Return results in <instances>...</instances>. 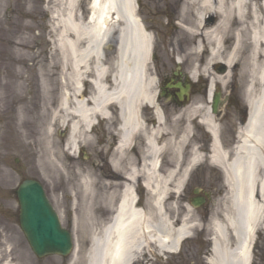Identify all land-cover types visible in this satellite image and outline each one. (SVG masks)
<instances>
[{"label": "bare ground", "instance_id": "6f19581e", "mask_svg": "<svg viewBox=\"0 0 264 264\" xmlns=\"http://www.w3.org/2000/svg\"><path fill=\"white\" fill-rule=\"evenodd\" d=\"M133 5L131 0H95L86 19L79 15L75 0H70L69 10L64 11L65 15L69 11V16L58 27L59 56L41 60L52 64L36 68L39 79L43 78V105L37 113L24 107L15 126L35 127V142L25 135L20 147L36 148L39 169L69 185V193L80 188L94 198V171L81 166L69 169L62 163L64 159L75 160L78 147L91 142L96 122L109 123L117 111L119 144L114 153L128 159L129 164L120 190L108 195L114 214L93 238L87 264H135L151 248L160 254H176L193 236L195 226L188 217L179 224L177 211L170 212V201L181 194L192 171L206 159L201 148H192L186 161L192 131L189 126L181 136L162 128L164 116L155 105L157 81L147 72L154 40L132 18ZM116 15L122 27L117 31V57L110 61L104 49L116 32ZM181 17L189 48L182 50L184 55L178 62L200 63L209 58L210 64L228 67L227 77L245 84L250 118L239 131L238 145L232 152L221 147L219 126L208 107L202 115L197 109L190 112L198 114L211 135L210 162L224 170L232 192L231 214L223 216L231 238L216 225L215 259L209 262L252 264L250 248L264 226V0H188ZM88 79L93 87L89 97L82 91ZM210 79L209 103L220 77ZM54 87L62 88L60 97L53 93ZM17 96L19 102L25 100L19 88ZM143 105L155 109V128L144 123L140 114ZM63 129L68 131L64 145L57 137ZM138 136L144 139L145 148L134 149L139 150L136 160V155L129 156L126 150ZM116 161L114 158L111 164L118 167ZM166 166L171 168L165 172ZM73 181L78 182L74 187L70 185ZM139 183L150 192L143 204L138 201ZM89 206L82 223L92 230L96 217Z\"/></svg>", "mask_w": 264, "mask_h": 264}, {"label": "rangeland", "instance_id": "374dc122", "mask_svg": "<svg viewBox=\"0 0 264 264\" xmlns=\"http://www.w3.org/2000/svg\"><path fill=\"white\" fill-rule=\"evenodd\" d=\"M90 2L91 0H75L78 11L86 19L91 13ZM139 2L142 9L139 15L151 32L155 52L158 55L156 67L150 65V75L156 77L155 69L165 72L180 67L185 73L200 79L204 84L189 107L182 110H166L167 123L162 125V128L181 136L189 120L195 116H192L191 110L194 112L197 109L201 114L207 111V106L210 104L207 102L206 85L210 77L212 79L220 77L217 84L223 96L234 92L235 98L240 102L239 105L249 115L251 109L244 95L245 84H241L236 77H227L229 70L226 74H221L218 67L223 64H210L209 58L200 63H177L189 48L188 38L183 34L186 24L182 23L181 17L188 0H139ZM69 5L70 0H0V264H87L93 249V238L103 226V223L99 224L98 219L99 221L104 219L107 223L114 214L110 210L107 197L103 196L99 199L97 191L94 190L93 198L92 195L87 196L81 192L80 188L69 193V185L39 169L36 148L20 147L25 135L32 138L30 141L35 142V127L15 128L24 107L37 113L43 105V95H41L43 78L39 79L36 68H46L42 65L52 64L41 60L59 56L57 50L62 49V46L58 27L64 25L63 22L69 16V11L67 15L64 13L65 10H69ZM116 33L112 37L114 41ZM116 55L115 52H111L108 60H115ZM18 88L25 96L24 101L19 102L17 99ZM87 89L89 95L91 87L88 86ZM53 93L56 97H60L62 88L54 87ZM222 111L227 114L219 121L223 123L224 120H228L224 126L222 142L226 145L227 151L232 152L238 145L239 130L245 127L247 121L240 123L238 118L232 116L234 111L231 108L225 107ZM148 122H153V118L150 117ZM150 128L155 127L150 126ZM191 130L186 161L189 160L192 148H201L206 160L193 172L181 194L174 195V199H171L170 212L177 211L179 224L188 217V221L195 225L193 236L184 242L178 254H160L151 248L148 254H143L135 264H210L209 261L215 259L212 246L217 235L216 225L226 235L228 232L230 236H227L231 238L223 217L225 214H231L232 206V192L226 174L224 172L223 175L219 168L211 165L209 156L212 141L204 126L195 122ZM65 136H67L65 130L57 135L63 145ZM113 138V132L107 131L102 125V130H97L94 138L92 137L91 142L85 147L87 156L79 157L77 153L76 160L64 159L62 165L74 170L78 166L93 170L96 159L104 156L103 153L95 152L94 146L99 144L98 142L103 148L106 143L113 145ZM26 140L27 138L24 139ZM99 165L103 167L102 169L106 168L105 163L100 162ZM186 165L184 164V167ZM169 168L171 167L166 166L163 170L166 172ZM27 178L37 179L44 184L50 200L62 217L64 228L73 232L77 250L70 257L51 256L38 259L33 254L19 225V205L15 194L18 184L22 179ZM77 184V181H73L70 185L74 187ZM95 184L94 179V186ZM120 187V183L109 185L111 191ZM139 187L143 204L150 197V192L142 185ZM196 190L200 191L197 195ZM106 193L104 191L103 195ZM198 195L205 197L207 201L200 208H193L191 202L194 196ZM75 200L77 204L74 205ZM87 205H90L89 207L95 212V229L92 230H87L82 223ZM76 217L79 218L78 223H75ZM254 252L253 264H264V226L259 231Z\"/></svg>", "mask_w": 264, "mask_h": 264}, {"label": "water", "instance_id": "95a60500", "mask_svg": "<svg viewBox=\"0 0 264 264\" xmlns=\"http://www.w3.org/2000/svg\"><path fill=\"white\" fill-rule=\"evenodd\" d=\"M218 103L216 100L215 105ZM18 196L22 227L35 253L39 257L67 255L72 247L71 237L62 229L42 187L35 182H27L19 189Z\"/></svg>", "mask_w": 264, "mask_h": 264}, {"label": "flooded vegetation", "instance_id": "af4514ba", "mask_svg": "<svg viewBox=\"0 0 264 264\" xmlns=\"http://www.w3.org/2000/svg\"><path fill=\"white\" fill-rule=\"evenodd\" d=\"M172 102H176L175 99H174V101H172Z\"/></svg>", "mask_w": 264, "mask_h": 264}]
</instances>
